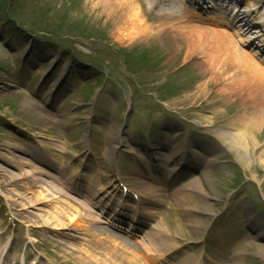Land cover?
<instances>
[{"label": "rangeland", "instance_id": "1", "mask_svg": "<svg viewBox=\"0 0 264 264\" xmlns=\"http://www.w3.org/2000/svg\"><path fill=\"white\" fill-rule=\"evenodd\" d=\"M105 1L0 0V155L11 152L32 163L36 162L34 158L15 152V147L30 151V146H36L38 151L39 145L46 144L50 146L47 151L52 154V160L65 168L72 165L88 179L94 177L96 170L108 176V170L117 166L131 177L136 170V157H142L143 149L155 148L159 142L169 146L165 148L169 154L178 147L182 151L191 150L202 162L213 159L214 150H207L205 143L219 149L220 140H224L219 138L220 132L231 130L227 127L228 119L232 117L235 121L249 102L248 98L242 100L235 96L226 104L218 97V91L231 83L247 93L246 89L254 84L245 70L244 59L249 53L242 50L244 56L237 59L228 44L218 50L220 43L215 41L216 35L231 34L227 29L212 27L206 31L214 44L201 47V52L192 56L181 35L173 40L167 28L150 29L151 25L158 24L147 16L144 4L142 9L137 3L123 6L128 10L132 6L138 8L141 21L154 35L151 41H143L145 28L141 30L137 24L132 29L124 24L115 25V18L103 12ZM37 39L46 41L45 45ZM178 47L182 51L177 52ZM207 55L213 70L205 73L199 64ZM51 58L55 60L53 63ZM79 67L81 70L76 73ZM258 72L264 78V73ZM59 79L63 83L56 89L60 87L63 91L61 86L68 87L64 97H61L63 93L49 90ZM78 87L82 89L77 91ZM41 99L44 103H40ZM46 100L61 109L46 105ZM40 104L44 105L43 109L37 108ZM214 110L220 111L214 124L209 125L200 118L201 115L213 117ZM41 113L52 115L58 124L46 125ZM118 138L121 144L115 164L112 160L108 162L106 155L111 145H117ZM257 143V155L249 158L252 166L239 162V153L224 151L214 162L204 165L189 187L183 188L180 205L201 209L194 216L193 209L190 215L182 213L174 202L177 198L169 197L168 193L166 199L158 202L161 205L149 206L150 212L153 207L161 211L159 221L169 231L167 235L177 241L184 256L193 257L198 264H264V165L257 161L258 156L264 158V126L258 131ZM49 153L40 152V156L47 159ZM4 161H0L3 170L18 174L16 168ZM34 165L57 175L45 166ZM171 168L178 167L175 164ZM144 181L141 179L135 186L139 192L147 191L141 183ZM20 184L24 190L0 178V230L3 232L0 236L1 242L7 240L0 245V250L9 240L19 237L25 244L22 257L29 255V261L35 259L37 264L38 261L71 264L64 261V252L56 245L59 242L66 250H72L75 260L82 257L85 264H146L142 257L151 253L146 247L148 243L126 231L118 236L111 234L101 214L97 216L92 207L85 214L91 224H85L83 230H72L66 220L69 225L65 226L64 233L75 237L74 240L64 235L57 237L52 230L56 229L54 222L43 224L52 231L45 233L28 226L34 223L27 214L24 218L10 216L4 197L11 191L24 195L27 188L33 187L25 181ZM33 190L39 192L38 188ZM192 193L199 197L187 198ZM70 196L82 201L73 194ZM172 205L179 211L172 210ZM39 207L35 206L30 213L38 215ZM49 209L52 207L45 204L44 210L53 211ZM76 210L80 212L73 205L65 216L73 219ZM192 221L200 225L193 229ZM20 224L25 230H20ZM31 229L35 234L30 237L25 231Z\"/></svg>", "mask_w": 264, "mask_h": 264}, {"label": "bare ground", "instance_id": "2", "mask_svg": "<svg viewBox=\"0 0 264 264\" xmlns=\"http://www.w3.org/2000/svg\"><path fill=\"white\" fill-rule=\"evenodd\" d=\"M179 1V2H178ZM182 0H106L105 6L103 7L104 13H109L110 17L115 18L114 24H124L128 25L131 29L133 25H138L141 30L145 28L146 33L143 34L145 36H142L143 41H149L151 38L154 37L152 32H148V26H146L140 19V12L137 11L135 6H132L129 10L126 8L124 9L123 6H131L135 5L137 3L138 7L142 9V4H144V8H146L147 16H150L153 18V20H157L158 25L150 26V29H165L167 28L169 31V35L173 38V40H176L178 35H181L183 40H185L188 43V52L193 56V54L197 52H201V47H210L211 44H214V39L217 43H220L218 46V50L222 47L225 48V45L228 44L233 49L232 54H235L237 59L242 58L244 56V52L239 48L238 43H242L245 45H252L251 37H248L249 34H251L252 31H255L254 29H257L252 26V22L256 23V21H251L250 12L254 11V18L256 20H263L258 22H263L262 26L264 27V10L259 15L258 8L259 5L263 4L264 0H252L249 4V7H251L249 13L247 15H244L241 19V22H243V28H239V30H236L235 33L232 36H236L240 38L236 42L234 41L235 38H231L230 36H226L225 34L219 33L216 35V37L213 39V37H208V33L206 31L207 25L215 26L216 28L222 24H225L226 26L229 25L227 20H225L221 15H217V13H212L209 17H200V16H194L199 11L189 8L188 6L191 5H185L183 2H180ZM167 4L168 7H170L168 10H165L164 7H160L157 11L156 8L161 5ZM188 4V3H187ZM264 8V7H263ZM116 15V16H115ZM259 15V16H258ZM146 16V17H147ZM253 17V16H252ZM197 19V22L201 24L200 26H194L191 25L194 20ZM264 37V33L262 31H258V37L256 40L259 41L258 46H264V39L260 40V38ZM210 38V40H208ZM151 41V40H150ZM227 46V45H226ZM179 50V51H178ZM182 51L181 48L178 47L177 52ZM194 52V53H193ZM204 55L203 53H201ZM256 58V57H255ZM257 59V58H256ZM245 60V70H247V76L248 79L251 80V83H254L251 87L246 89L247 93L244 92V89L235 86L233 84L224 85L222 89H220L218 92V97L222 98L224 100V103H230L231 98L238 96L242 100L249 99V102L245 104L244 109L241 111V113L238 114L235 121H232L230 119L228 122L229 128L231 130H227L226 132H220L219 138H224V140H221L224 142L227 151L229 152H235L240 154V160L246 167L252 166L253 161H250V156H256L257 155V136L258 131L261 130L264 126V93H261V85L260 83L263 82L262 87L264 88V78L263 74L259 75V72H262L260 69V64L264 65V60L258 59L259 63L254 62V59L249 57H246ZM202 64H199L204 69L205 73H208L209 71L213 70V65L211 61L209 60V57L203 58V60L200 62ZM256 75V76H255ZM215 74L213 78V81L216 79ZM211 78V79H212ZM59 81L55 82L53 87L59 86ZM61 84V80H60ZM259 84V88L257 86ZM12 87H16L15 85H12ZM65 89V88H63ZM51 89L50 91H52ZM66 90V89H65ZM65 90L60 91V87L56 89V91H60V93L65 92ZM42 103V102H40ZM37 108H44L43 104L36 105ZM213 117H208L201 115L200 118L207 122V124L212 125L215 122V117L220 114L219 110H214L212 112ZM42 116V121L46 125H52L57 123V119L53 118L50 114H39ZM58 124V123H57ZM117 145H111L109 148V151L106 155L108 162H110L114 152L118 148V146L121 144L120 139L116 140ZM205 148L207 150H214L215 157L213 160H216L218 158V151H216L215 145L213 144H207ZM40 146V145H39ZM10 148V147H9ZM15 152H22L24 154L30 155L32 158L36 160L32 161V163H28V161H25L21 157H17L16 155H13V153L8 152L4 155H0V161H4V159L7 161L6 164H11L12 167L16 168L18 170V174H14L13 172L7 171L6 169L3 170V168L0 166V178H3V180H9L11 186H17L24 190L25 188L20 184L21 181H25L27 183H31L33 187H29L25 190V194H19L16 191H11L9 196L6 195L4 197L6 201L8 202V207L10 208L9 214L10 216H20L21 218H24V214H27L30 217V220L34 223V225H38L37 227L33 224H29L28 226L30 228H39L41 232L49 231L50 228L43 224H50V222L55 223L56 229H52L53 231H56L57 237H69L70 235H67L64 233V230L66 229L65 226H68L69 224L66 223V220H69L70 228L72 227V230L76 229V231L83 230L84 227L87 225H90L91 222L88 221L85 218V214L90 213V207H93L94 209L98 208L101 209V213L103 215H109V218H118V217H125L128 216V220L131 221V224L129 223V228L131 230L138 231L137 234L145 232V238L149 245V250L151 252H154L155 255H148L149 258L146 259L148 264H158L161 257H165L166 259L169 258L168 262L169 264H197V261L193 259V257H189L188 255L181 257L180 254V246L178 245L177 241L171 237H169L167 234H169V231L165 228H163L161 222L157 226H153L152 224H147L143 228V230L140 228L143 225H138L139 228L133 227L132 223H134V220H137V222L143 223L142 220L145 222H148L150 220H153L154 217H156L157 212L148 213V211L145 209L143 212H141L138 216L137 211H133V207L130 205L125 204L122 201V198L120 197L119 201H116L115 198H111V194L115 193V189L112 193H109L107 196H102L101 194H106V191L108 188H110L109 181H105L104 178L98 173L96 178L101 177L98 179V182L96 181V178L92 180L90 185L93 188H96L100 186L99 192H96L94 194V197L99 198L100 200L98 202H93V197H90V194L85 190L84 185L77 181V179L71 180V182L64 184V177L71 178L75 175L80 176L79 174H75L74 171H70L63 167L61 164L59 165L54 160H45L42 159L40 156H37L36 150L31 149V151H27L21 147H15ZM43 150L50 149V146L44 145L41 146ZM56 148V147H55ZM59 152H62L61 147ZM157 152L155 155L157 157H154L155 163H153V167L160 169L158 162L162 163L164 159H166L164 156L166 154H169L165 151V148H169L168 145H166L163 142H159L158 146L156 147ZM1 149V148H0ZM12 149V148H10ZM13 150V149H12ZM56 150H58L56 148ZM149 153H151V150H148ZM179 151H174L171 153V159L177 162V165H182L185 162V159L178 155ZM13 155V156H12ZM178 155V156H177ZM244 155L248 158L245 161ZM106 160V159H105ZM191 160V159H190ZM257 161L264 165V158L263 156H258ZM5 162V161H4ZM256 160L254 159V163ZM34 164H40L41 166H45L48 169L54 170L57 175H54L50 172H48L45 169H41L40 167H36ZM197 163L194 164L196 167ZM60 168H54V167ZM68 168H72V165H69ZM66 171L65 175L62 174V171ZM161 174H164V176H168L166 174L165 169H160ZM115 174V173H114ZM114 174L112 177L114 178ZM205 175V173H204ZM203 175V176H204ZM207 177V176H206ZM37 178V179H35ZM101 181V182H100ZM130 183H132L134 180L129 179ZM165 180L163 178L151 180L146 182L147 192L145 194V201L149 202L152 197H155L154 203H157L161 201L162 198H166V194L163 191L159 192V186H162ZM199 183H202V177L200 178ZM104 184V187L101 188V185ZM72 185V186H69ZM35 188H38L39 192H36ZM89 191H91L90 188H87ZM76 190V191H75ZM70 191H75L80 194L82 201H76L72 199V197L69 195ZM162 193V194H158ZM5 193V191H4ZM143 193V192H142ZM187 196V195H186ZM209 198H212L213 196L209 195ZM176 200H174L175 204L179 206L180 211L182 213L190 215L191 210L193 209V216L198 210L201 209H195L193 207L189 206V209L184 207V204H181V199H183V196L181 193L178 195H175ZM95 199V198H94ZM207 200V199H206ZM208 201V200H207ZM47 204V206H51L53 211L44 210V205ZM59 206H58V205ZM88 204V205H87ZM43 205V206H41ZM73 205L78 208L80 212L75 213L76 216L74 218H70L69 216H65L67 213L66 210H69L73 208ZM40 206L37 208L39 211V214L36 216H33L30 211L35 207ZM178 208L175 207V210L178 212ZM207 210V209H206ZM74 211V212H76ZM27 216V217H28ZM195 220H197V217H195ZM200 224L197 221L190 222V226L193 227V229H196ZM24 229L25 227L23 224H20V230ZM142 230V231H141ZM148 230V231H145ZM75 231V230H74ZM28 236H34L35 231L33 229L29 230L28 232L25 231ZM3 234L0 230V234ZM114 234V233H113ZM50 239H52L50 237ZM69 239H75L72 237H69ZM53 240V239H52ZM2 239L0 238V245L5 243L7 240H4L1 242ZM70 242V241H68ZM127 241L125 240V243ZM128 243V242H127ZM71 244V243H69ZM53 245V243H51ZM63 252V259L66 263L71 264H85L86 261L84 259H81L82 257L78 258V260H75L74 253L72 250L70 251L68 248L65 249V246L59 242L56 244ZM73 245V244H71ZM25 244L20 242L19 237H14L13 240L7 242L5 246H3L2 251H6L7 249L10 250L11 254L13 253L15 256L18 257L21 255V252H23ZM261 248V247H260ZM262 249V248H261ZM1 251L0 257L2 256L3 252ZM82 251V250H81ZM81 253V252H80ZM28 256H26L25 261H27ZM17 259V260H18ZM72 259V260H70ZM74 260V261H73ZM37 262V261H33ZM20 262L17 261V264ZM28 264V262H26ZM37 264V263H36ZM38 264H43L41 261H38Z\"/></svg>", "mask_w": 264, "mask_h": 264}]
</instances>
